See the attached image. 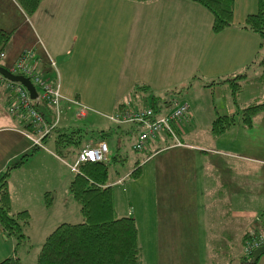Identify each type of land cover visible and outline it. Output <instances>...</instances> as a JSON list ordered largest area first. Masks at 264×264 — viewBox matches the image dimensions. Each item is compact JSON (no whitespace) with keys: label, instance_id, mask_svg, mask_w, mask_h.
<instances>
[{"label":"crops","instance_id":"1","mask_svg":"<svg viewBox=\"0 0 264 264\" xmlns=\"http://www.w3.org/2000/svg\"><path fill=\"white\" fill-rule=\"evenodd\" d=\"M235 8L236 0L232 23L220 31H214L212 16L209 17L205 12L208 10L189 0H40L30 15L23 12L16 0H0V28L10 32V38L3 49L5 58L0 61V65L10 67L24 49L31 48L35 68L41 76L50 80L59 78L63 96L60 111H63V118L73 119L76 114L85 118L89 112L100 111L101 115L109 119L118 105L133 102V91L137 85H145L148 89L140 96L135 95V98L143 96L148 101L151 98L149 95L155 96L157 100L162 95L168 96L169 91H176L175 86H181V90L191 87L188 94L193 103H202L206 95L204 109L208 107L209 111L206 112L208 121L205 128L210 132L216 113L233 115L234 124L222 135L232 134V138H236L241 134L238 133L242 126L241 120L237 116L241 107L256 98L264 97V90L256 93L254 88L251 91L255 85L264 89V83L256 81L261 67L253 63L257 57L262 56L264 48L260 47L258 34L243 27L248 13L242 18L241 15L236 17ZM50 58L56 61L55 68L50 65ZM240 74L249 80L245 84L251 90L248 95L242 94L247 91L242 88V92L233 99L230 90H226L228 83L225 80ZM209 83L212 85L208 86ZM100 88H105L103 96L97 92ZM195 94L198 95L192 96ZM77 100L87 105L84 115L73 104ZM9 102V93L0 82V174L11 167L8 176L11 199L15 196L14 185L19 183L29 200H39L48 194L53 202V193L59 186L64 188L67 181L65 197L71 201L68 187L75 172L71 166L80 148L84 146L103 140L108 145L109 161L114 155L120 159L125 157L120 155L122 135L130 125H112L108 120L104 127L105 122L101 119L96 121L100 124L97 134L86 133L79 137L78 143L66 144L62 149L64 156L55 151V133L44 140L43 148H33L24 135L26 124L8 111ZM39 109L45 118H52L53 108L40 104ZM55 114L58 116L57 127L60 131L74 129L71 125L60 126V113ZM180 124L186 144L164 147L168 140L153 139L149 141L146 155L143 154L145 157L141 159H144V164L153 162L155 170L149 190L158 207L153 222L154 230L157 224L158 231H163L162 223L170 220L178 224V230H197V184L202 179L209 182L210 173L216 169L215 166L204 164V110L196 111L189 106V114L180 120ZM237 124L239 126H235ZM78 130L81 128L78 127ZM153 144L155 147L151 151ZM23 155H26L25 159L20 160ZM67 156L71 157L68 162L64 160ZM138 157L132 166L142 155ZM112 161L121 164V167L124 164ZM142 169L143 165L137 177L142 175ZM66 170L68 175H65ZM17 175L20 176L18 179ZM126 176L127 173L117 176L110 183H118L121 179L123 181ZM214 179L212 177L211 180ZM224 183V180L219 183L218 193L225 192ZM225 205L227 212L240 215L236 216L239 219L259 211L232 210L230 201ZM200 208L203 215H208V211L204 213L203 202ZM127 211L124 209L120 215L136 218L132 208ZM189 244V247L194 245L191 241Z\"/></svg>","mask_w":264,"mask_h":264},{"label":"rangeland","instance_id":"2","mask_svg":"<svg viewBox=\"0 0 264 264\" xmlns=\"http://www.w3.org/2000/svg\"><path fill=\"white\" fill-rule=\"evenodd\" d=\"M105 1L112 2L113 0ZM256 3L257 0H236V17L241 15L240 18H242L247 13L255 12L257 10ZM87 8H91V6H88ZM66 11L67 10L65 9V15ZM205 12L211 17V14L208 11ZM260 47H262V49L264 48V43H262L261 40ZM261 57H257L253 63L258 64ZM50 60L54 61L55 65H53V68H55L56 61L53 58H50ZM55 79L58 84L57 98L61 100L63 96L60 91V81L59 78ZM233 80L237 82V84L239 82L241 86L239 92H242V88H245L247 91H244L242 94L246 93L248 95V92L251 89L248 90L247 88L249 87L246 86L247 84L245 83H248L249 80L243 75H237ZM209 84L207 85L209 86ZM190 88L191 87H184L181 90V86H175L174 89L176 91H169L168 96L169 98L173 97L172 99L174 100L172 103H175V101L178 103H186L188 105V110L189 106L195 108L196 111L198 109L204 110L203 144L205 149L204 154L207 155H204V164L208 167L215 166L216 169H213L210 173L209 182L205 179L203 181L202 179V182L197 184V203L199 205V208H197L199 211V225L197 226V230H193V232H190L189 230H178V224H175L171 220L170 222L166 221L162 223V227L164 228L163 231L157 230V224L155 227L157 231L154 230V214L158 207L156 200L152 196L153 193L149 188L150 183L155 177V170L153 168V162L144 164V159L141 160L145 157L143 154L146 153V150L148 149L147 147L144 150L139 151L132 149V144L135 139V128L133 126V128L129 126L127 128L128 130L122 135L120 155L126 157V160L122 162L124 163L123 166L121 167V164L118 165L111 160L108 168L109 182L117 176L127 173V176L123 181L120 180L118 183L112 184L114 191V205L117 214L122 213L124 209L128 212L127 210L132 208V214L136 217L138 240L142 252L140 264H240L239 258L243 255L244 244L249 235V231L256 224L257 215L264 210V117H262L264 111L257 112L253 115L252 127V123L249 125L244 124L242 121V109L246 105L244 104V106L241 107L240 113L237 114L241 120V127L243 128H237L239 130L238 133L241 134L237 135L236 138H232V134L222 135V132L215 137L210 134L211 130L209 132L205 128L206 122L208 121L206 112L209 111L208 107H205L204 109L206 95L204 94V100L202 103L197 102V104H195L190 100V95L188 94ZM252 88V92L254 88H256V93L264 90L257 87V85ZM98 90L99 89H97V92L100 93V95L103 96L105 94V88H100V90ZM226 90H230L232 95V88L229 84L227 85ZM197 95L198 94L192 96L196 97ZM168 96L166 94L162 95L159 100L161 101L164 98H168ZM149 97L152 96L149 95ZM239 98H241V96ZM142 100L132 97V104H126V107L138 109L145 105ZM73 102H75L73 104L78 107L80 113L86 110V104L84 105L78 100ZM188 103H190V105ZM49 107L53 108L57 113H60V126L66 127L67 125H71L73 128H76V130H78V127L81 128V130H78L79 132H77L80 136H85L86 133L91 135L93 133L97 134V129H100V124L96 121L99 119L105 122V125H103L104 122L102 124L104 127H106L108 120L112 122V125L124 124L117 123L114 120L104 117L101 115L102 112L100 111L89 112L85 118H81L77 116V114L73 119L71 117L63 118L61 117V115L63 116V111H60V101L58 104L53 106L50 105ZM169 108L170 107L168 106L167 109ZM212 110L213 108L211 106V111ZM64 120L66 123H64ZM233 124L234 118L231 125ZM125 125H127V123ZM230 126L225 130H228ZM235 126L239 125L237 124ZM93 129L94 132L92 131ZM181 130L177 127L178 140L176 142L174 141L172 146L186 144L185 136H183L184 131ZM233 139H236V142H233ZM44 140L45 139L40 140L39 143H44ZM169 145H171V143H168L166 147ZM39 146L43 148V146ZM154 147L155 145L153 144L151 146V151H153ZM223 152L229 155H226ZM140 155H142V157L138 159V165L140 166V169L143 165L142 175L140 170L141 176L135 177L131 175V171L135 166L132 165L135 163L134 160ZM70 159L71 157L67 156L64 160L68 162ZM207 160L210 163H208ZM62 171L63 170H61V172ZM117 173L119 174L117 175ZM68 174L69 172L66 170L65 175ZM220 176H222L221 180H218V177ZM18 177L20 176L17 175L16 179H18ZM212 177L215 178L214 181L211 180ZM223 180L225 181L224 184H226L224 187L225 192L222 191L221 193H218L217 190L220 186L219 183ZM227 180H229L230 183ZM65 184L64 188H60L61 186H59V188L53 193L54 199L50 205L45 198L39 200L30 198L29 200L27 193L21 190L19 183L14 185L13 192L15 193V196L11 199V211L15 213L18 210L27 209L30 215L27 222H23L24 220L19 219V223L26 239L21 244L15 246V239L13 237L5 236L0 228V261L5 258H16L19 264H35L36 254L39 251L44 237L49 231L63 221L77 222L81 220L82 216L78 202L73 197L71 201H68L65 197L67 193ZM202 190H204V192H202ZM68 194H70V192H68ZM177 200L179 201L180 199ZM227 201L231 202L230 207L232 210L238 209L246 211L254 209L255 211H259L251 214L250 217H240L239 219L236 218V216L240 215H236L235 213L234 215H231L230 212H227L228 208L227 205H225ZM202 202L204 203V213L205 211H208V215H203L202 208H200ZM207 202L209 205H206ZM191 237H193V240H191ZM196 238L198 241H195ZM190 241L194 245L189 247L187 245H190ZM255 264H264V253L259 255Z\"/></svg>","mask_w":264,"mask_h":264},{"label":"trees","instance_id":"3","mask_svg":"<svg viewBox=\"0 0 264 264\" xmlns=\"http://www.w3.org/2000/svg\"><path fill=\"white\" fill-rule=\"evenodd\" d=\"M16 1L23 12L27 15L33 13L40 2V0ZM193 1L200 3L211 13L212 29L214 31L221 30L231 24L233 19L234 0ZM243 27L256 32L261 42L264 43V0H258L257 10L246 15ZM9 38L10 32L0 28L1 51H3L4 45ZM258 64L261 67V73L256 81L264 83V54ZM233 79L234 78H231L225 81L229 82L228 84L232 88V97L233 99H236L241 86L239 82L237 84ZM212 83L209 85H212ZM147 89L148 87L145 85H137L134 88L133 97L135 98V95L140 96L141 94H144ZM142 97H137L136 99L142 100ZM11 99L12 98L10 97V102H12ZM147 100L148 98H143L142 101L144 103ZM40 104L42 105L43 103L36 104L34 102L32 105L39 114H42L43 122L50 127L46 134L42 135L40 129L35 127L30 119L20 118L13 113L11 114L26 124L27 129L24 131V135L31 142L33 148H41L39 144L33 143L34 139L41 136L40 140H43L48 138L52 133H55L57 135L55 139V151L59 155L64 156L65 153L62 151L63 146L70 143H78L80 135L77 132L79 131L75 128L70 131H66L65 129L63 132L60 131L57 127L58 116L55 114L56 112L54 111L55 115L53 114L51 119L45 118L42 110L39 109ZM149 104L154 108L156 113L161 114L165 111L164 109L167 104V98L161 102L157 100L155 96H152ZM10 105L12 104L10 103L8 107H10ZM43 105L48 106L45 103ZM123 106L126 105L120 104L117 108ZM48 108L50 107L48 106ZM260 111H264V97L256 98L243 107L241 116L244 124L251 125L253 115ZM232 122L233 115L216 113L211 122L210 130L212 135L216 137V135L221 134L232 124ZM129 125L133 126L131 124ZM30 127L32 128L31 130L29 129ZM134 128L136 130V127ZM40 145L44 147V143H41ZM81 149L82 148H80V150ZM25 157L26 155H23L20 160H24ZM112 160H117L119 163H122L126 159L125 157L120 159L118 155H114ZM110 161L109 159L105 162L84 161L77 165V170L74 172V177L70 181L68 188L72 197L80 206L81 220L77 222L63 221L49 231L44 237L39 251L36 254L35 264L141 263L142 252L138 240L136 220L132 215L117 214L115 209L113 186L108 180ZM137 165L138 162H136L131 171V175L135 177L139 174L140 167ZM10 169L11 167H8L0 174V228L5 236L13 237L15 239V246H17L26 239L19 223V219L24 220L23 222H27L30 215L26 209L19 210L15 213L11 211V198L8 188ZM45 199L48 204L51 202L50 195L47 194ZM258 257L259 256L254 259V256H246L243 253L239 258L240 264H255ZM0 264H10V258L1 260ZM13 264H19L16 258H14Z\"/></svg>","mask_w":264,"mask_h":264},{"label":"built area","instance_id":"4","mask_svg":"<svg viewBox=\"0 0 264 264\" xmlns=\"http://www.w3.org/2000/svg\"><path fill=\"white\" fill-rule=\"evenodd\" d=\"M4 58L5 53L0 50V61ZM50 65H55L54 61L50 60ZM7 69L13 74H20L29 78L36 90V96L31 97L28 89L21 82L11 81L1 76L0 82L4 84L9 97L12 98V102H10L12 105L8 107L9 112L20 118L30 119L35 127L40 129L42 135L46 134L50 127L43 122L42 114H39L32 104L34 102L36 104L45 103L48 106L58 104L60 100L57 98V80L42 77L36 70L33 62V50L31 48L24 49ZM172 98H167L166 110L164 109L165 111L161 114L155 112L149 101H145V105L138 109H131L126 106L116 108L109 115V119L117 123H127L136 127L135 139L132 144L133 150H144L147 143L153 139H166L169 141L168 143L173 145L174 141L178 140L177 127L180 130L182 129L180 120L189 113V110L186 103H178L176 101L172 103L174 100ZM168 106L170 107L169 109H167ZM81 114L84 115V112H81ZM40 137L34 139L33 143L40 145ZM107 160L108 145L106 141L101 140L82 148L78 153L76 162L71 168L73 171H76L77 165L81 162H105ZM257 216V223L250 229L243 249V253L250 257L253 256L256 249L264 245V210Z\"/></svg>","mask_w":264,"mask_h":264},{"label":"water","instance_id":"5","mask_svg":"<svg viewBox=\"0 0 264 264\" xmlns=\"http://www.w3.org/2000/svg\"><path fill=\"white\" fill-rule=\"evenodd\" d=\"M0 50H1V47H0ZM0 75L11 80V81L21 82L28 89L31 97L36 96V90H35L32 82L29 80V78H27L23 75H20V74H13L11 71H9L7 68H5L2 65H0ZM263 252H264V245L255 250V252L253 254L254 259ZM13 263H14V259L10 258V264H13Z\"/></svg>","mask_w":264,"mask_h":264}]
</instances>
